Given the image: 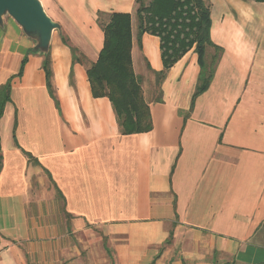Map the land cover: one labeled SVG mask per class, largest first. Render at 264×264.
<instances>
[{"label":"crops","instance_id":"obj_1","mask_svg":"<svg viewBox=\"0 0 264 264\" xmlns=\"http://www.w3.org/2000/svg\"><path fill=\"white\" fill-rule=\"evenodd\" d=\"M41 1L61 25L49 50L54 96L35 41L10 16L0 26V86L12 85L1 119L0 264H88L94 230L115 264H264V2L205 0L222 52L191 109L195 46L157 84L161 38H139L136 0ZM114 13L131 14L149 132L121 134L109 98L92 94L87 67Z\"/></svg>","mask_w":264,"mask_h":264},{"label":"trees","instance_id":"obj_2","mask_svg":"<svg viewBox=\"0 0 264 264\" xmlns=\"http://www.w3.org/2000/svg\"><path fill=\"white\" fill-rule=\"evenodd\" d=\"M136 1L139 3L137 10L139 38L144 32L161 38L164 68L156 73L157 84L162 82L167 70L195 46L201 65V76L193 95L192 109L195 99L209 87L222 52V48L211 40L210 5L205 0H151L149 3H146V0ZM255 1L264 2V0ZM104 33V47L97 61L87 67L92 94L96 98H109L116 113L121 134L149 132L153 128L151 109L144 96L142 79L135 73L133 67L131 14L114 13L108 24L104 26ZM63 41L70 45L66 37H63ZM210 47L215 51L211 57H208L207 50ZM71 49L74 62L84 64L85 58L79 50L75 47ZM26 62L27 57L22 62L20 75ZM43 68L46 72L49 91L54 96L49 52L44 54ZM11 91V80L0 86V142L1 119L7 103L11 101ZM15 142L19 146L17 140ZM23 151L29 162L38 163V159L32 153ZM2 168L3 156L0 153V173ZM45 171L50 175L49 171L46 169ZM171 239L169 238L165 244H170ZM105 248L110 254V248L106 244ZM154 263L155 261L151 264ZM112 264H115L114 261Z\"/></svg>","mask_w":264,"mask_h":264},{"label":"water","instance_id":"obj_3","mask_svg":"<svg viewBox=\"0 0 264 264\" xmlns=\"http://www.w3.org/2000/svg\"><path fill=\"white\" fill-rule=\"evenodd\" d=\"M6 16L12 17L24 33L35 41V51L49 52L55 31L61 30L46 12L41 0H0V26Z\"/></svg>","mask_w":264,"mask_h":264},{"label":"rangeland","instance_id":"obj_4","mask_svg":"<svg viewBox=\"0 0 264 264\" xmlns=\"http://www.w3.org/2000/svg\"><path fill=\"white\" fill-rule=\"evenodd\" d=\"M43 181H44V183H43L44 188L43 189H46L49 185H51L50 182H48V179H46V176L43 178ZM43 198H44V204L47 207L46 209H48V207L51 209V207L53 206V202L51 199L50 192L47 190H43ZM57 205L60 208H62V202L60 200H58ZM52 217L53 216L50 214V218H52ZM99 236H100L99 231L94 230L93 237L90 241V243H91V247H90L91 262L88 264H112L113 255H112V253L109 254L105 251L103 242L101 241ZM110 252H111V249H110ZM2 259L4 261H7V259H8V253L7 252H4L2 254Z\"/></svg>","mask_w":264,"mask_h":264},{"label":"built area","instance_id":"obj_5","mask_svg":"<svg viewBox=\"0 0 264 264\" xmlns=\"http://www.w3.org/2000/svg\"><path fill=\"white\" fill-rule=\"evenodd\" d=\"M0 256H1V250H0Z\"/></svg>","mask_w":264,"mask_h":264}]
</instances>
